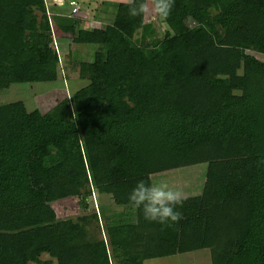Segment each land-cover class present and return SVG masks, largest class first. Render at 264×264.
Wrapping results in <instances>:
<instances>
[{
	"label": "trees",
	"instance_id": "trees-1",
	"mask_svg": "<svg viewBox=\"0 0 264 264\" xmlns=\"http://www.w3.org/2000/svg\"><path fill=\"white\" fill-rule=\"evenodd\" d=\"M35 1L0 0V95L62 78L58 34L93 61L46 113L0 104V264H143L199 250L210 264H264V0H175L163 33L126 2L84 28L75 0L62 13ZM223 140L253 155L212 160ZM201 164L202 193L184 198L173 226L130 203L138 180ZM93 193L109 198L99 215L86 213ZM70 199L83 215L38 210Z\"/></svg>",
	"mask_w": 264,
	"mask_h": 264
},
{
	"label": "rangeland",
	"instance_id": "rangeland-1",
	"mask_svg": "<svg viewBox=\"0 0 264 264\" xmlns=\"http://www.w3.org/2000/svg\"><path fill=\"white\" fill-rule=\"evenodd\" d=\"M60 8H58L57 12L62 13L65 8H62V2H58V0H54ZM66 3L74 2V0H65ZM96 1L95 3H99L100 16L92 17L95 21H91L90 18H84L85 24L84 28H92L104 25L105 23L111 22L116 16V8L120 4L119 2H115L114 0H80L79 5V13L81 11L85 13L87 10L90 11L88 7L89 2ZM40 2V0H38ZM47 5L49 6V1L45 0ZM36 3L35 0H17V7L24 6H34ZM67 7V6H65ZM50 9V6H49ZM66 13V10H65ZM96 13V12H95ZM152 13V12H150ZM184 16H191L190 12L187 10L182 11ZM89 14V13H87ZM152 16H149L146 13V20L152 21L157 31L163 33L164 25L160 22L161 18L156 16V14L152 13ZM51 15V14H50ZM105 15V16H104ZM148 15V16H147ZM80 16V15H79ZM82 18V17H81ZM193 23H196L194 16L190 17ZM57 33V32H56ZM59 47L57 50H61L64 56V66L65 70L61 72L62 78L54 83H44L37 84L32 86H27V84H15L9 88L8 94L0 95V104L8 103L12 101L22 100L24 101L27 109L29 111L38 108L41 112L46 113L50 110L54 105H56L59 101L68 98L75 90H78L83 82H80L78 79V69L81 62H92L93 61V50L91 48H86L87 46L78 45L76 47L72 46L71 50L73 52H69L67 49L69 42L71 41L70 36L65 35H57ZM64 40V41H63ZM55 43V47H56ZM56 50V51H57ZM92 53H91V52ZM76 59H74V58ZM262 58V56H260ZM256 134V132L254 131ZM259 145V144H258ZM260 150H262L261 145H259ZM242 149V148H241ZM238 146H233L226 140L223 141H214L213 144V156L212 160L224 159V158H242L248 154L253 155V153H245ZM254 151H258L259 148L254 145ZM178 170V169H177ZM177 170L169 171L163 173L164 175L157 178L163 179L170 183L171 186L177 187L179 184L180 187L185 186V184L191 183L195 178H198V181L195 183V189H200L201 184L204 182V178L206 176V164L205 165H197L192 167L181 168L179 170V174L177 175ZM96 191V190H95ZM97 192V191H96ZM88 200L89 211L86 213L92 214L95 212L99 215L101 211V205L107 204L109 202V198L105 195H101L98 193L92 194ZM190 194H185L184 197L187 199H194L193 196H189ZM102 196V197H101ZM79 201L78 199H70L61 201L55 205L50 206H40L38 207L39 211L53 209L55 210L56 216L59 219L64 218H77L78 216L83 215L79 210ZM94 235V233L92 234ZM50 257L48 254L44 253L41 256V261H49ZM56 263V262H55ZM50 261L49 264H55ZM35 264V263H29ZM143 264H210V253L207 250H199L190 253H184L181 255H177L174 257L160 258V259H147L143 261Z\"/></svg>",
	"mask_w": 264,
	"mask_h": 264
},
{
	"label": "clouds",
	"instance_id": "clouds-1",
	"mask_svg": "<svg viewBox=\"0 0 264 264\" xmlns=\"http://www.w3.org/2000/svg\"><path fill=\"white\" fill-rule=\"evenodd\" d=\"M127 4L130 17L152 12L162 20H166L174 7L175 0H127ZM128 198L132 205L143 208L144 218L149 222L171 227L182 219V213L177 210V206H182L184 193L171 186L166 180L154 179L151 176L147 180L140 179Z\"/></svg>",
	"mask_w": 264,
	"mask_h": 264
},
{
	"label": "crops",
	"instance_id": "crops-1",
	"mask_svg": "<svg viewBox=\"0 0 264 264\" xmlns=\"http://www.w3.org/2000/svg\"><path fill=\"white\" fill-rule=\"evenodd\" d=\"M77 3H79L80 2V0H75ZM115 2H119V3H123V2H126L127 3V0H114ZM58 2H62V4H64L66 1L65 0H58ZM96 1H93V2H89L88 3V7L87 8H90V11L89 10H87L85 13H83L82 11H81V14L78 12V16L79 17H82V18H90V20L91 21H94V22H97V21H95L92 17H94V16H100V12L102 13V11L99 9V3H95ZM98 11H100V12H98ZM96 12V13H95ZM87 13H89V14H87ZM149 14V16H152L153 14L152 13H148ZM105 16V15H104ZM148 16V15H147ZM147 19V18H146ZM201 165H205V164H201ZM179 170L180 169H178L177 171V175L179 174ZM206 171H207V165H206ZM164 174H158V175H153V176H151L152 178H154V179H157V178H159V177H161V176H163ZM198 181V178H195L191 183H189V184H185V186H182V187H180L179 186V184H177V187H175V188H177V189H179V190H182L183 191V193H184V195L185 194H190L189 196H193V197H197V196H200L201 195V193H202V190H203V186H204V182H205V178H204V182H203V184H201V187H200V189L198 190V189H195V183ZM177 256V255H176ZM174 257V256H173Z\"/></svg>",
	"mask_w": 264,
	"mask_h": 264
},
{
	"label": "built area",
	"instance_id": "built-area-1",
	"mask_svg": "<svg viewBox=\"0 0 264 264\" xmlns=\"http://www.w3.org/2000/svg\"><path fill=\"white\" fill-rule=\"evenodd\" d=\"M75 3L74 2H70V5L73 6ZM73 11H76V8H73Z\"/></svg>",
	"mask_w": 264,
	"mask_h": 264
}]
</instances>
